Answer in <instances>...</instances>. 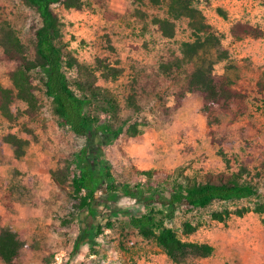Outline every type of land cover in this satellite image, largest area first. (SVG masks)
Returning <instances> with one entry per match:
<instances>
[{
    "label": "rangeland",
    "instance_id": "1",
    "mask_svg": "<svg viewBox=\"0 0 264 264\" xmlns=\"http://www.w3.org/2000/svg\"><path fill=\"white\" fill-rule=\"evenodd\" d=\"M81 1V8L55 6L62 24L61 45L79 63L67 75L80 95L78 82L112 92L119 104L115 113L103 112L95 102L89 112L99 115L98 124H110L121 134L117 139H107L101 131L75 134L60 125L55 105L45 94L34 119L22 114L26 104L19 99L13 103L17 113L13 121L0 112V231L20 234V264H264V214L250 212L225 221L211 216L222 208L264 201V179L256 175H264V37L235 40L231 35V26L239 20L264 29V0H196L194 7L209 29L199 23L201 17L184 16L175 21L173 37L162 36L154 22L157 17H171L167 0L158 6L146 0ZM40 24L39 14L25 0H0V38L3 29L14 28L32 59ZM198 38L202 45L193 61H187L183 71L167 75L163 61L182 57L183 43ZM210 38L221 42L219 49ZM98 60L117 70V76ZM195 66L227 76L248 95L244 113L234 109L223 114L214 127L229 165L211 141L201 97L186 92L181 107L174 108ZM11 68L0 59V83L9 88H13ZM8 134L29 140L21 157L6 141ZM83 150L92 163L101 159L108 164L118 187L141 183L147 192L154 189L170 195L201 181L208 172L246 168L244 181L255 185L257 193L201 209L179 206L170 218L168 208L160 203L147 208L119 191L114 200L102 185L89 211L80 207L86 190L76 196L71 187L73 177L80 174L78 154ZM140 169L164 170L171 176L168 180L157 176L148 183L146 177L135 175ZM143 213L175 230L184 242L211 244L213 253L173 261L153 238L130 224L131 214ZM186 221L197 224V229L184 233ZM0 264L6 263L0 259Z\"/></svg>",
    "mask_w": 264,
    "mask_h": 264
},
{
    "label": "trees",
    "instance_id": "2",
    "mask_svg": "<svg viewBox=\"0 0 264 264\" xmlns=\"http://www.w3.org/2000/svg\"><path fill=\"white\" fill-rule=\"evenodd\" d=\"M31 5L41 18V24L35 31L34 48L35 58H30L27 54L25 44L18 32L9 27L3 29L0 38L2 51L0 59L12 65L9 70V77L13 83V88L5 87L0 83V112L8 120L13 121L17 113L13 109L15 99H19L26 104L22 114L30 119L36 118L42 106V94L50 97L55 105L54 110L59 117V123L63 127L69 128L77 135L91 136L93 133L102 132L107 136L117 139L121 134V129H113L110 124L99 122V115L89 112L93 102L97 107L107 114L115 113L119 109V104L112 92L101 86L88 85L78 82L83 95L77 93L70 78L67 75L68 69H75L79 66L76 58L61 45V19L55 10V6L62 4L65 8H81V0H25ZM154 6L160 5L164 0H146ZM196 0H167L170 18L154 19L157 30L164 37H173L176 30V20L181 17L197 19L201 17L199 23L207 27L204 17L199 10L194 7ZM231 35L235 40H241L247 36L264 37V29L248 21H236L231 26ZM218 49L221 42L216 38ZM200 38L183 43L182 57L174 56L173 59L164 60L161 67L167 75L177 74L183 71L187 61H193L194 53L200 48ZM222 48V47H221ZM222 52L225 51L223 48ZM98 64L106 70L112 71L117 76V70L109 68L103 60H98ZM36 72L39 77L33 75ZM105 73V72H104ZM175 77V76H174ZM37 80V82H35ZM186 92L198 94L201 97V112L206 119L212 143L218 145V153L221 154L229 165L230 160L222 148V140L214 134V127L219 124L221 116L232 110L244 113L247 109V93L234 87L227 76L214 73L211 69L202 66H195L188 74L186 88L179 91L176 96L175 109L181 107L186 99ZM140 109L139 106L132 102ZM135 133L136 126H132ZM6 141L13 144L15 154L21 157L25 152V146L29 140L18 137L15 134H8ZM78 167L80 174L74 176L71 187L74 195H80L83 190L86 194L81 197L80 207L92 211V203L98 189L106 185L110 196L116 200L119 191L123 196L139 199L147 208L154 203H160L168 208V217L172 218L175 210L183 206L188 210L201 209L209 206L215 201H230L234 199L249 198L257 193V187L250 182L244 181V175L249 173L246 168L238 172H208L201 181L188 183L184 189L175 190L167 195L160 190L152 189L145 191L143 184L134 186L123 184L114 186V177L110 172V167L104 160H96V163L89 161L88 152L81 151L78 154ZM136 176H144L150 183L155 177L161 176L168 180L171 174L164 170L144 169L136 170ZM264 179L261 173L256 174ZM55 180V179H54ZM58 184V182H57ZM254 212L264 214V201L256 203L254 206L244 205L234 209L222 208L212 212V218L218 221H225L232 216L242 217ZM130 224L137 228L140 233L153 238L156 244L163 248L166 254L176 262H182L191 255L209 256L213 253L214 247L209 243L184 242L175 230L163 224H157L149 213L140 215H130ZM197 229V224L186 221L183 224V231L186 234ZM22 240L20 234L11 230L0 231V259L6 264H20Z\"/></svg>",
    "mask_w": 264,
    "mask_h": 264
}]
</instances>
